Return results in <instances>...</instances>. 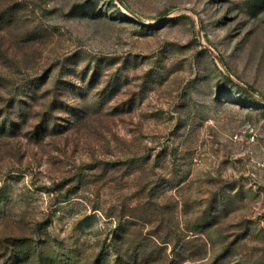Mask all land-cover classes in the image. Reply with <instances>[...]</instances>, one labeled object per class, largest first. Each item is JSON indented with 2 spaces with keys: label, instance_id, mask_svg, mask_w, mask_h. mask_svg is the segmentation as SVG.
<instances>
[{
  "label": "rangeland",
  "instance_id": "374dc122",
  "mask_svg": "<svg viewBox=\"0 0 264 264\" xmlns=\"http://www.w3.org/2000/svg\"><path fill=\"white\" fill-rule=\"evenodd\" d=\"M0 264H264V0H0Z\"/></svg>",
  "mask_w": 264,
  "mask_h": 264
},
{
  "label": "trees",
  "instance_id": "16d2710c",
  "mask_svg": "<svg viewBox=\"0 0 264 264\" xmlns=\"http://www.w3.org/2000/svg\"><path fill=\"white\" fill-rule=\"evenodd\" d=\"M242 90L245 92V94H246L248 97H252V95L250 94L251 91H253L252 89H249L250 91H247L246 89L242 88ZM15 127H18V125H15Z\"/></svg>",
  "mask_w": 264,
  "mask_h": 264
},
{
  "label": "built area",
  "instance_id": "2783aa9c",
  "mask_svg": "<svg viewBox=\"0 0 264 264\" xmlns=\"http://www.w3.org/2000/svg\"><path fill=\"white\" fill-rule=\"evenodd\" d=\"M238 138V137H237ZM254 139V137H252Z\"/></svg>",
  "mask_w": 264,
  "mask_h": 264
}]
</instances>
